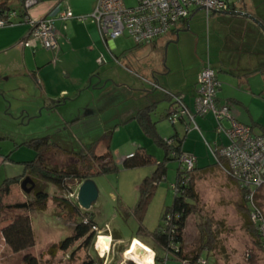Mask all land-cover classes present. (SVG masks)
<instances>
[{
  "label": "rangeland",
  "instance_id": "1",
  "mask_svg": "<svg viewBox=\"0 0 264 264\" xmlns=\"http://www.w3.org/2000/svg\"><path fill=\"white\" fill-rule=\"evenodd\" d=\"M123 2L128 8L137 6V0H123ZM8 6L11 13L18 12L21 9V2L20 0H9ZM195 11L196 8H192L189 14L188 31L183 34L177 44L171 45L168 59H166V55L159 59L158 52H149L146 50L147 48H142L148 46L147 44L140 45L141 48L136 49L137 47L127 35L112 40L113 44L119 40L127 41L129 50L140 51L135 53L136 56L127 54L124 57H118L117 63H115L116 66L124 68L131 74L132 82L135 83L136 88H150L148 83L144 82V77L150 78L144 73H148L145 68L149 66L150 68H154V66L159 68L153 69L156 72L161 70L155 77L159 80L160 78L165 79L166 81L163 82L169 83L172 88L182 86L183 82H185V86L192 84L191 72L200 61L201 54L206 59L209 36L212 34L222 35L218 30L226 27L224 15L210 12L206 16L205 10ZM17 20V17L14 18L13 23L17 24ZM177 48L180 51L181 61L178 58L173 60L171 58L172 49ZM163 67L167 69L171 67L173 71L160 76L159 74L163 73ZM142 77L143 79H140ZM8 84L0 81V88L14 87ZM233 87L239 88L237 85ZM160 88L163 87L160 86ZM241 88L235 92L237 97H233L241 104L238 105L239 102H234L233 109L241 113L240 121L244 125H252L254 133L261 134L264 132V95L258 97L249 94L247 96L248 93L243 90L247 87ZM261 88L264 89L255 82L250 85V89L256 92ZM14 89L16 88L14 87L10 91L7 89L5 98L0 94V184L5 178L22 175L24 170L22 163L35 158V150L27 146L28 142L33 139L47 138L50 143L57 144L65 150L52 149L44 154L45 162L51 169H61L69 165L81 168L79 156L76 155L86 154L92 146H95L93 151L97 155L108 151L118 167L117 172L92 178L98 189V198L88 212L93 215L94 222L101 233L111 234L121 242L117 244L113 241V246L104 252H100L98 247L96 250L94 243L92 248L90 246L87 249L84 247L76 250L81 243L78 242L66 253L58 252L54 257L47 255V250L53 244L72 234L74 223L67 218V210L63 202L66 200L76 203V195L74 198H71L70 195L77 193L80 183L75 180L68 184L66 190H61L44 180L31 178L35 183V188L30 194H25L21 189L14 188L17 190L14 194L17 198L11 195L9 199L7 196V199L6 197L3 199V204L32 200L37 189L43 190L48 195L47 208L42 212L29 214L35 245L25 253L32 254L48 264H80L88 257L89 253L97 261L96 264H134L127 260V257L124 259L123 254L120 256L121 252L118 251V248L124 249L128 245L131 247L134 243V239L131 241L132 237H138L136 240H140V243L143 242V245L146 244L145 246H150V248L152 242L147 235L138 232L139 224L133 217L125 219L119 210L123 208L132 211L138 199V186L146 177L153 174L155 163L140 168L124 169L122 160L142 148L152 156L154 162L160 163L164 160V150L154 143L153 138L144 132L135 119L122 125L125 118L122 115L123 105H125L127 97H61L62 100H69L67 106L59 108V112H50L53 109V104L49 105L52 108L47 105L45 107L43 104L47 98L35 97L30 89L27 93ZM163 90L165 91V89L154 91H159L161 94L164 93ZM135 98L137 108L146 106L144 97ZM219 98L221 99V97ZM85 100L86 103L90 102L89 106L96 111L94 117H84L85 108L80 110L79 114L78 108L74 107L83 102L85 104ZM58 102L59 100L55 101V103ZM167 105L166 101L161 100L157 103L155 113L152 114V120L157 123L156 131L163 139H167L174 133L173 127L167 120H159L165 115ZM70 107L71 109H68ZM193 108L195 109V106ZM26 109L33 115L26 117ZM76 113L77 115H75ZM59 114L64 115V121L67 123H61L62 119L58 117ZM202 118L207 120L205 125H201L198 119L195 120L199 129H196L191 123L186 126L180 123L175 125L180 138H185L184 150L196 159L194 163L196 168L213 165L215 161L210 149H214V143L220 144L221 141L222 144L226 143V139L218 131L212 115L207 114ZM21 120L23 121L22 126H20ZM224 126L227 127L225 121ZM177 169H179L177 161L166 162L165 179L157 185L142 224L146 233L154 232L158 225L162 224L160 221L162 212L166 207L172 205L175 195L172 187ZM195 185L199 195V205L197 211L186 222L183 232V252L186 255L190 254L209 240V242H213V250L206 264H264V245L258 241V236L253 235L251 229H247L244 218L246 212L240 207L241 199L235 185L218 168L202 175ZM257 202L264 211V189L260 191ZM5 224L0 223V229ZM1 239L0 264H22L21 255L24 253H12ZM73 252L74 256L71 258ZM158 253L160 257H164L161 250ZM160 264L182 263L169 255L167 260Z\"/></svg>",
  "mask_w": 264,
  "mask_h": 264
},
{
  "label": "crops",
  "instance_id": "2",
  "mask_svg": "<svg viewBox=\"0 0 264 264\" xmlns=\"http://www.w3.org/2000/svg\"><path fill=\"white\" fill-rule=\"evenodd\" d=\"M95 2L96 0H37V3L28 9V16L36 21L52 13L63 12L66 9H69L74 17L88 16L91 14ZM233 2L231 0V7L228 11L247 13L264 24V0ZM208 15L206 14V16ZM224 16L226 17V27L217 29L222 35L212 34L209 36L206 59L201 54L200 61L191 72L193 80L190 86H185V82H183L182 86L172 88L169 83L163 82L166 81L165 79L160 78L159 80L155 77L161 71H155L159 68H155V66L150 68L149 66L145 68L148 73H144L149 75L151 79L144 77V82L148 83L150 88H136L135 83L132 82L131 74L124 68L116 66L115 63H117L118 57H124L127 54L136 56L135 53L140 51L129 50L130 48H127L129 47L127 45L128 42L123 40H119L115 44L109 41L106 45L101 40L95 23L90 20L81 22L76 19L66 21L56 19L54 21L56 47L52 50H44L38 42H32L29 47L24 46L23 43L28 37V26L24 23H19L18 20L17 24L0 28V81H4L6 84L11 82L9 84L16 88L14 90L22 93H27L30 89L35 97L47 98L45 102L43 101V104H45V107L53 104V109L50 112H59V108L67 106L69 100H62L61 97H127L125 105H123L122 115L125 118L122 125L134 120L133 117L141 109L137 108L135 97H144V103H147L145 107L155 105V111L157 103L161 100L166 101L168 104L166 111L172 108V103L168 100L165 93L160 94L159 91H154L157 89H154L152 84L156 83L159 87L162 86V89H165L169 94L179 95L188 110L193 114L194 122L198 119L201 125H205L206 118L200 116L202 119H199L200 117L196 115V110L193 107L196 97L197 76L201 69L208 64L220 83V88L216 95L218 104L228 103L233 118L244 124L240 121L242 119L239 116L241 113L233 109L232 104L235 105V103L239 102L233 97H237L235 92L242 89L241 87H247V89H243L248 93L247 96L249 94L258 97L264 95V89L262 88L258 92L250 89V85L253 82L257 83L259 87H264V32L246 18L232 15ZM188 29L189 20L187 19L180 23L173 32L158 38L152 44L142 48H147L146 50L149 52H158L159 59L163 58L164 55L168 59L171 45L177 44ZM134 46L137 47L136 49L141 48L135 44ZM98 58L102 59L101 64L97 63ZM171 58L172 60L178 58L181 61L178 48L172 49ZM162 71L163 73L159 74L160 76L172 72L173 69L171 67L170 69L163 67ZM140 79H143V77ZM234 85L239 88L233 87ZM7 87L0 88V94L4 98L6 97L7 89L10 91L14 88ZM57 100L59 102L55 103ZM240 104L239 102L238 105ZM89 105L90 102L86 103L85 100V104L83 102L74 107L78 108V112L85 108L84 117H94L96 111ZM71 107L68 109H71ZM27 110L25 111L26 117L33 115ZM25 112L23 111V114ZM21 117L23 118V116ZM58 117L62 119L61 123H67L64 121V115L59 114ZM75 121H78V119H75ZM22 123L23 121L21 120L20 126H22ZM177 123L185 126L189 124L188 122L186 123L185 118L177 121ZM175 125H171L174 130L173 135L176 133L180 138ZM197 128L199 129V125ZM161 138L163 139V137ZM180 139H183L182 149L187 153L183 148L185 138L182 137ZM225 144H222L221 141L220 144L217 142L213 146L215 148ZM14 188L20 189L18 184L11 185L7 196L8 199L17 191ZM14 197L17 198L15 195ZM116 242L118 244L121 240L119 239Z\"/></svg>",
  "mask_w": 264,
  "mask_h": 264
},
{
  "label": "trees",
  "instance_id": "3",
  "mask_svg": "<svg viewBox=\"0 0 264 264\" xmlns=\"http://www.w3.org/2000/svg\"><path fill=\"white\" fill-rule=\"evenodd\" d=\"M25 1L27 0H20L21 9H19L18 12H15L19 23H22V18L28 15V9L24 8ZM8 3L9 0H0V19H5L11 13ZM12 13H14V11ZM166 96L172 103V108L168 109L166 114L160 117L159 120L169 121V118L176 110L171 96H177L179 98L180 96L176 94H169L168 92ZM155 107V105H150L141 108L135 114L133 119L138 122L146 134L153 138L154 143L164 150V160L160 163L154 162L152 156H150L142 148L132 153V156L126 157L122 160V167L124 169L140 168L155 163V171L150 177H146L138 186V199L132 211H128L123 208H120L119 211L125 219L133 217L139 224L138 232L147 235L149 240L152 242V247H147L154 252V264L165 262L169 255L177 258L182 264H199V260H204L206 264V261L209 259L210 253L213 250V242H209L207 239L208 241L202 244L196 251H192L190 254L186 255L183 252L182 247L183 232L188 218L197 211L199 205V195L196 191L195 183L202 175L216 168V162H214L213 165L206 166L201 169H196L194 166L191 171H183L179 167L173 184L176 192L172 205L166 207L162 212L160 218L162 224H159L157 229L151 233H146L142 226L148 206L154 196L157 185L160 181L165 179L166 162L171 160L178 162L180 156L185 153L182 149L183 139H180L176 133L167 139L168 141H172V143H168V141L163 140L157 133L155 127L157 123L152 120V114L155 113ZM250 127L252 129L254 128L252 125ZM261 135H264V132H262ZM27 146L35 150V158L32 161L22 163L24 168L22 175L6 178L0 184V223H6L0 229V238H2L5 246L12 253H24L21 255L22 264H48L42 262L40 258H37L32 254L25 253L35 245L29 214L31 212L44 211L47 208L48 195L43 190L37 189L32 200L14 204H3V199L9 194L10 186L13 184H19L25 176H29L32 179L38 178L44 180L61 190H66L68 184L75 180H78V183H81L84 180L92 179L98 175H106L117 172L118 167L108 151L97 155L93 151L95 146H92L90 151L86 154L76 155L79 156L78 158L81 163V168L75 165H69L61 169H51L48 168L45 162L44 154L52 149L61 151L63 150L61 147L57 144L50 143L47 138L39 140L33 139L28 142ZM229 181H231L238 189L241 199L240 207L246 212L244 214V218L246 220L247 229H251L253 235L258 236V241L264 245V242L261 241L255 227L249 221V208L246 205L241 189H239L232 180L229 179ZM258 197L259 194L257 195V199ZM63 203L66 206L67 218L74 223L72 234L64 240L53 244L47 250V255L50 257H54L58 252L66 253L70 251V248L78 242L81 243L76 250L84 247L87 249L90 246L92 248V244L94 243L96 236V232L93 230V227L98 229L96 223L94 222L93 215L90 212L81 210L75 202L65 200ZM104 234L106 236H110L112 241L116 242L119 240L118 238L111 236V234ZM133 239L134 243L131 247L128 245L124 249L122 247L118 248V251L121 252L120 256L123 254L124 259H126L135 243L140 241L136 240L138 237H132L131 241ZM160 250L164 253V257H160V254L158 253ZM73 256L74 252L71 253V258H73ZM96 262L97 261L94 257L89 253L88 257L80 264H96Z\"/></svg>",
  "mask_w": 264,
  "mask_h": 264
},
{
  "label": "built area",
  "instance_id": "4",
  "mask_svg": "<svg viewBox=\"0 0 264 264\" xmlns=\"http://www.w3.org/2000/svg\"><path fill=\"white\" fill-rule=\"evenodd\" d=\"M235 3L241 0H233ZM233 2V3H234ZM37 3V0H27L24 8L29 9ZM231 0H137V6L128 8L122 0H96L94 8L88 16L74 17L69 9L63 12L52 13L39 20H32L27 15L22 18V23L29 28L28 37L24 46H31L32 42H38L45 50L56 47L54 21L76 19L78 21L90 20L95 23L101 40L107 45L109 41L127 35L136 46L152 44L158 38L173 32L176 27L186 21L192 8L203 7L206 14L228 11ZM15 12L10 13L5 19H0V28L13 25ZM101 64L102 59L98 58ZM154 89H162L153 83ZM220 88L214 71L207 64L197 76L196 97L194 106L196 115L201 117L210 114L214 118L217 129L226 139V144L210 149L211 155L218 169L239 189L249 208L248 218L255 227L262 242H264V212L257 202V195L264 189V135L255 134L247 125L238 122L230 113L227 103L218 104L217 91ZM164 91V90H163ZM167 94L166 91H164ZM176 110L169 118V123L174 125L181 119H186L196 129L193 114L183 103L181 97L171 96ZM227 122V127L223 123ZM165 141H168L167 139ZM172 143V141H168ZM132 155H129L130 157ZM196 159L187 153H183L178 164L183 171H191ZM174 192L176 190L172 187ZM76 193L70 195L74 198ZM107 229V227H105ZM94 245L97 250V242L100 237H106L96 227ZM110 239L111 237L108 236ZM110 241V246H113ZM108 251V250H107ZM199 264H205L199 260Z\"/></svg>",
  "mask_w": 264,
  "mask_h": 264
},
{
  "label": "water",
  "instance_id": "5",
  "mask_svg": "<svg viewBox=\"0 0 264 264\" xmlns=\"http://www.w3.org/2000/svg\"><path fill=\"white\" fill-rule=\"evenodd\" d=\"M201 10H205V9L201 7L196 12ZM219 13L224 15H232L235 17L246 18L252 21L255 25H257L261 29L262 32H264V24H262L258 19L247 13L240 11H223ZM19 185L21 191L25 194H30L35 188V183L29 176L24 177ZM97 198H98V189L92 179L84 180L78 185L75 199L77 206L81 210L89 211L91 206L97 200Z\"/></svg>",
  "mask_w": 264,
  "mask_h": 264
},
{
  "label": "bare ground",
  "instance_id": "6",
  "mask_svg": "<svg viewBox=\"0 0 264 264\" xmlns=\"http://www.w3.org/2000/svg\"><path fill=\"white\" fill-rule=\"evenodd\" d=\"M109 246L110 238L108 236L100 237L98 239L97 247L100 252L107 251ZM127 260L133 262L134 264H154V252L147 246L138 242L129 252Z\"/></svg>",
  "mask_w": 264,
  "mask_h": 264
},
{
  "label": "clouds",
  "instance_id": "7",
  "mask_svg": "<svg viewBox=\"0 0 264 264\" xmlns=\"http://www.w3.org/2000/svg\"><path fill=\"white\" fill-rule=\"evenodd\" d=\"M212 13V12H211ZM214 13V12H213ZM111 240H112V238H111Z\"/></svg>",
  "mask_w": 264,
  "mask_h": 264
},
{
  "label": "flooded vegetation",
  "instance_id": "8",
  "mask_svg": "<svg viewBox=\"0 0 264 264\" xmlns=\"http://www.w3.org/2000/svg\"><path fill=\"white\" fill-rule=\"evenodd\" d=\"M26 177V176H25Z\"/></svg>",
  "mask_w": 264,
  "mask_h": 264
}]
</instances>
